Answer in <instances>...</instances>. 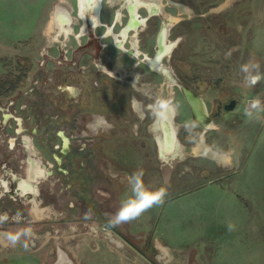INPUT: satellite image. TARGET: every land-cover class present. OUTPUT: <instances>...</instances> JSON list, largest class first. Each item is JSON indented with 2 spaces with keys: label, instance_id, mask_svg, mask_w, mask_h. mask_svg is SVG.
<instances>
[{
  "label": "rangeland",
  "instance_id": "rangeland-1",
  "mask_svg": "<svg viewBox=\"0 0 264 264\" xmlns=\"http://www.w3.org/2000/svg\"><path fill=\"white\" fill-rule=\"evenodd\" d=\"M58 8L67 29L52 25ZM164 28L167 74L146 64ZM12 83L0 97V264H61L57 250L65 264H251L255 227L264 242V218L250 216L261 205L251 194L264 196V112L250 119L245 108L264 102V0H0V86ZM182 87L205 104V122ZM231 94L238 106L221 112ZM57 133L91 137V209L42 144ZM133 174L165 188V202L114 225Z\"/></svg>",
  "mask_w": 264,
  "mask_h": 264
},
{
  "label": "flooded vegetation",
  "instance_id": "flooded-vegetation-1",
  "mask_svg": "<svg viewBox=\"0 0 264 264\" xmlns=\"http://www.w3.org/2000/svg\"><path fill=\"white\" fill-rule=\"evenodd\" d=\"M156 49H155V52L157 51ZM155 52L153 56L155 55ZM220 82L222 83L221 80L219 81V83ZM218 86L219 85H217V87ZM231 102H235L236 105L238 106V101L236 100L233 94L224 95L222 97L221 106H220L221 108H219V110L221 112L223 110L225 111V107L229 105ZM191 112H192V109H191ZM212 113H214V111H212ZM88 136L89 135H86V133L82 135H71V136L66 133H57L55 141L53 143L45 140L42 142V144L45 143V145L49 146L47 148L52 153V158L56 165L58 174L63 177L62 178L63 183L67 186L68 190L73 191L74 194L79 199H81L83 203L88 206V208L91 209L90 206H92L91 203L94 202V198L92 195L91 183H88V180H87L88 179L87 176L90 177V174L86 172V168H85L90 158V153L86 151L87 150L86 145H82V141L84 140L86 141L88 139V141H91V137H88ZM57 140L58 142L55 143ZM72 142L74 143L76 142L78 144L79 147L75 148L77 150L73 148L74 147L73 145H71L70 147V144ZM144 146H145V143H144ZM48 165L50 167V171H52L55 167L53 164L49 162H48ZM86 173L88 174L87 176H86ZM111 178L113 179V176H111ZM109 180L111 181L110 178ZM65 256H66V259H65ZM57 257H58L57 260L59 261L63 259L64 264L66 263L67 259L69 260L68 258L69 256L66 254V252L60 251V250H57Z\"/></svg>",
  "mask_w": 264,
  "mask_h": 264
},
{
  "label": "bare ground",
  "instance_id": "bare-ground-1",
  "mask_svg": "<svg viewBox=\"0 0 264 264\" xmlns=\"http://www.w3.org/2000/svg\"><path fill=\"white\" fill-rule=\"evenodd\" d=\"M95 0H78L79 3V7L82 8L83 4H85V6H89L90 4L94 3ZM144 6H147V4H144ZM130 12V17L132 18L131 24H130V29H135L136 24L139 22V15L137 14V10H135V8L133 6H131V8L129 9ZM152 14H150V16L154 15L157 13V10L154 8L151 11ZM70 18L66 17L63 13L62 10L60 8H58L54 14L53 17V21H52V25H55L57 28L59 29H67L68 26H70V24H72V22H70ZM147 21V19H146ZM164 24V23H163ZM168 33L167 30L164 28L162 29L159 34L157 35V53L158 56L157 57H152V58H147L146 59V64L149 68H151L152 70H154L155 72L161 71L163 74H167L166 70L162 67V64L160 63L162 58L168 57L171 55L172 51H173V46L172 44L168 41ZM161 56V58H160ZM158 58H160L158 60ZM166 77L168 79H170L171 81H173V83H175L176 81L174 80V78H172V76L170 75H166ZM175 85H177L175 83ZM182 91H184L183 93L185 94V98L187 103L191 106V108L194 111V116L195 118L200 121V122H205V118L206 117V106L203 103V101L198 98L195 94H193L192 91H189L188 89L185 88H181ZM170 115V116H169ZM165 116L167 117H171V113L170 112H166ZM204 125H207L204 123ZM160 124L157 125L158 128H160ZM209 125H207L208 127ZM163 127V126H162ZM164 129V127H163ZM159 143L161 145V147L163 148V150L165 151L166 147L169 145H173L174 143V138H173V133L171 132H165V134L163 136H157ZM171 137V138H169ZM171 145V147H172ZM67 150V149H66ZM202 150V149H201ZM203 151L206 152V148L202 150V153H204ZM31 165H32V169L30 170V179L31 181H35L36 177L38 175H42V172L39 171L38 169V165L35 161H31Z\"/></svg>",
  "mask_w": 264,
  "mask_h": 264
},
{
  "label": "clouds",
  "instance_id": "clouds-1",
  "mask_svg": "<svg viewBox=\"0 0 264 264\" xmlns=\"http://www.w3.org/2000/svg\"><path fill=\"white\" fill-rule=\"evenodd\" d=\"M242 71L248 73L249 69L247 66H244L242 67ZM258 80V76H252L251 79L248 80V83L255 85ZM132 86H135V82ZM258 112H264V102L259 98L250 100L245 108V115L251 119ZM227 163H231L230 157L227 160ZM130 186L132 195L121 202L119 209L111 217L110 222L114 225H120L136 220L149 209L161 206L165 202L167 190L163 187L157 189L145 187L142 183V174L140 178H138L136 174H133L130 179ZM227 228L228 231L234 230L232 224H228Z\"/></svg>",
  "mask_w": 264,
  "mask_h": 264
},
{
  "label": "crops",
  "instance_id": "crops-1",
  "mask_svg": "<svg viewBox=\"0 0 264 264\" xmlns=\"http://www.w3.org/2000/svg\"><path fill=\"white\" fill-rule=\"evenodd\" d=\"M166 112H170L171 113V116H172V111L170 109L166 110ZM170 116V115H169ZM170 117L167 116V120H169ZM264 120V119H263ZM263 130H261V132L259 133H264V126L262 128ZM261 140V138H259ZM259 140V143L257 145V147H260V146H264V141L261 142ZM256 147V148H257ZM251 200L254 201V202H258V203H261V205L258 206V209H253V211L250 213V216L254 217V218H257V217H260V218H264V196H259L256 194H251ZM257 206V205H256ZM254 239H253V243H254V250L255 252L252 253V257H251V254H250V257H251V264H264V257H260L261 260L258 261V254L259 256L261 255L260 253H257V250H263L264 251V242L263 241H257V237H256V227H255V232H254ZM262 254L264 255V252H262ZM253 261V262H252Z\"/></svg>",
  "mask_w": 264,
  "mask_h": 264
},
{
  "label": "trees",
  "instance_id": "trees-1",
  "mask_svg": "<svg viewBox=\"0 0 264 264\" xmlns=\"http://www.w3.org/2000/svg\"><path fill=\"white\" fill-rule=\"evenodd\" d=\"M24 76V75H23ZM17 83L8 84L7 86H0V97L8 98L13 94V92L17 89L18 86H16ZM21 85V83L19 84ZM4 91L1 93V91Z\"/></svg>",
  "mask_w": 264,
  "mask_h": 264
},
{
  "label": "water",
  "instance_id": "water-1",
  "mask_svg": "<svg viewBox=\"0 0 264 264\" xmlns=\"http://www.w3.org/2000/svg\"><path fill=\"white\" fill-rule=\"evenodd\" d=\"M157 47H158V45H157ZM157 52H158V51L155 52L154 57H157V56H158V53H157ZM160 58H161V56H160ZM160 58H158V60H159ZM193 94H194V93H193ZM236 106H237V105H236L235 102H231L229 105H227V106L225 107V111H226V112H232V111L235 109ZM205 118H206V117H205ZM205 118H203V119H205Z\"/></svg>",
  "mask_w": 264,
  "mask_h": 264
}]
</instances>
